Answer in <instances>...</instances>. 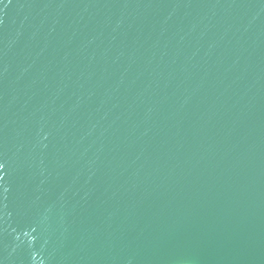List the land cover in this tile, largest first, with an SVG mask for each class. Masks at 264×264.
Wrapping results in <instances>:
<instances>
[{
  "label": "water",
  "instance_id": "water-1",
  "mask_svg": "<svg viewBox=\"0 0 264 264\" xmlns=\"http://www.w3.org/2000/svg\"><path fill=\"white\" fill-rule=\"evenodd\" d=\"M0 264H264V0H0Z\"/></svg>",
  "mask_w": 264,
  "mask_h": 264
}]
</instances>
